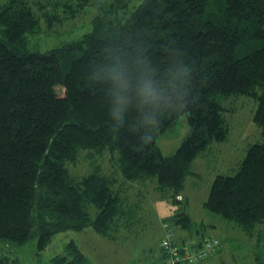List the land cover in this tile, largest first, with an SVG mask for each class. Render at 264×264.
Returning <instances> with one entry per match:
<instances>
[{"label":"trees","instance_id":"trees-1","mask_svg":"<svg viewBox=\"0 0 264 264\" xmlns=\"http://www.w3.org/2000/svg\"><path fill=\"white\" fill-rule=\"evenodd\" d=\"M71 1L65 2L72 11L97 3ZM90 26L41 53L29 46L39 25L27 4L7 0L0 6V241L20 246L35 238L42 252L68 231L91 229L115 240L120 228L137 222L139 204L121 197L116 173L130 183L153 181L160 199L180 204L176 197L193 160L227 138L223 101L238 96L257 100L253 122L263 141L248 148L235 174L213 179L203 208L246 235L264 226V0H112ZM138 61L160 71L192 69L187 103L160 114L154 129L135 105L119 123L109 85L100 79ZM181 117L189 131L172 155L163 156L156 140ZM81 151L90 159L112 154L115 171L106 175L94 166L76 177L69 165ZM167 223L188 232L194 227L181 210L162 228ZM0 264L20 263L1 258ZM50 264L90 262L70 241Z\"/></svg>","mask_w":264,"mask_h":264},{"label":"rangeland","instance_id":"rangeland-1","mask_svg":"<svg viewBox=\"0 0 264 264\" xmlns=\"http://www.w3.org/2000/svg\"><path fill=\"white\" fill-rule=\"evenodd\" d=\"M6 1L0 0V6ZM21 1L38 19L39 30L28 36L29 46L42 53L88 33L91 19L100 8L107 9L112 0H97L94 5L78 11H72L74 5L70 3L67 6L66 0ZM137 5L135 1L129 10ZM222 106L227 138L223 142H213L193 160L184 190L176 197L181 199L180 204L160 199L153 181L130 183L116 173V185L121 184L122 187L121 197L129 204H139L134 212L137 222L133 221L130 228H120L113 240L115 244L95 235L91 229L81 233L68 231L54 236L42 252H37L35 238L20 246L0 241V259H16L20 264H50L51 259L63 255L66 244L73 241L90 264H159L163 254L160 243L166 237L162 225L175 210H181L189 216L194 227L192 232H188L179 226L169 225L173 245L199 243L207 237L220 241L216 252L197 264H264V226L256 225L251 235H246L234 223L203 208L213 179L220 174H235L248 148L263 141L262 130L253 122L257 100L246 96L232 97L223 101ZM188 131L185 117H181L173 128L165 130L156 140L161 154L172 155ZM112 157L106 153L90 159L86 151H81L78 161L69 165L70 171L76 177H83L98 166L100 171L111 175L115 171V163H118Z\"/></svg>","mask_w":264,"mask_h":264},{"label":"clouds","instance_id":"clouds-1","mask_svg":"<svg viewBox=\"0 0 264 264\" xmlns=\"http://www.w3.org/2000/svg\"><path fill=\"white\" fill-rule=\"evenodd\" d=\"M191 73L188 65H173L160 71L154 65L138 61L135 68L122 64L102 73L100 79L109 85L111 110L119 123H123L126 112L135 105L142 108L143 122L154 129L160 114L187 103Z\"/></svg>","mask_w":264,"mask_h":264},{"label":"built area","instance_id":"built-area-1","mask_svg":"<svg viewBox=\"0 0 264 264\" xmlns=\"http://www.w3.org/2000/svg\"><path fill=\"white\" fill-rule=\"evenodd\" d=\"M166 237L161 241L162 254L161 264H197L203 259H208L220 247V241L215 237H207L199 244L173 245L171 238L172 229L169 224L163 226Z\"/></svg>","mask_w":264,"mask_h":264},{"label":"crops","instance_id":"crops-1","mask_svg":"<svg viewBox=\"0 0 264 264\" xmlns=\"http://www.w3.org/2000/svg\"><path fill=\"white\" fill-rule=\"evenodd\" d=\"M133 226V225H132ZM87 230V229H86ZM86 230H84V232L86 231ZM81 233V232H80ZM93 233H95L94 231H93ZM95 235H97L96 233H95ZM162 239V238H161ZM109 242H111L112 244L114 243L113 242V240H111V241H109ZM115 244V243H114ZM160 264V263H159Z\"/></svg>","mask_w":264,"mask_h":264}]
</instances>
